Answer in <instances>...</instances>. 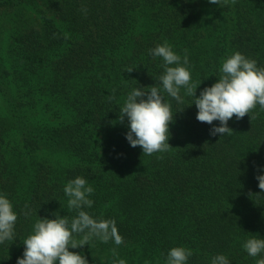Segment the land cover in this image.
Masks as SVG:
<instances>
[{
	"label": "trees",
	"instance_id": "1",
	"mask_svg": "<svg viewBox=\"0 0 264 264\" xmlns=\"http://www.w3.org/2000/svg\"><path fill=\"white\" fill-rule=\"evenodd\" d=\"M165 40L187 50L199 95L234 51L264 66V0H0V193L17 213L0 264L22 257L38 217L76 215L63 188L77 176L94 189L85 210L114 219L124 241L69 249L89 264H112L114 247L126 264H165L175 246L193 250L187 264L260 258L242 245L264 238V110L213 136L219 122H199L182 88L184 103L164 93L169 151L145 155L125 138L120 109L133 88L160 86L149 49Z\"/></svg>",
	"mask_w": 264,
	"mask_h": 264
},
{
	"label": "clouds",
	"instance_id": "2",
	"mask_svg": "<svg viewBox=\"0 0 264 264\" xmlns=\"http://www.w3.org/2000/svg\"><path fill=\"white\" fill-rule=\"evenodd\" d=\"M235 2L231 0V3ZM209 3L223 7L229 0H209ZM184 52L183 57L178 55L167 40L149 49L150 55L163 61V72L158 77L160 86L133 88L120 109L119 122L123 123L127 118L126 140L132 147L139 146L145 155L167 152L173 147L168 139L174 113L164 93L178 103H184L180 95L183 88L187 96L193 97L191 104H195L196 119L199 122L209 125L214 121L219 122L218 126L214 125L209 130L213 136H230L233 129L228 126V121L233 117L240 120L247 115L251 120L255 119L252 113L257 106L264 110V66H258L255 59L239 51L232 52L222 60L216 82L205 86L196 95L200 81L192 82L187 50ZM133 68H127L126 72H131ZM255 178L259 189L264 192V174H258ZM63 191L68 197V210H74L76 215L69 218L68 215L61 216L56 212L52 219L38 217L31 233L23 240V255L17 257L16 264H89L81 252L69 249L89 246L94 240L102 243L111 240L116 246L123 244V237L114 219L94 218L85 210L94 203L89 199L94 189L84 177L77 176L68 180ZM16 221L17 213L11 201L0 193V243L13 240ZM242 247L250 257H260L255 264H264V238L250 237ZM111 253L112 264H126L119 257L117 248H112ZM192 255L193 250L190 248L171 247L166 254L165 264H187ZM211 264L230 262L225 255L217 254L212 257Z\"/></svg>",
	"mask_w": 264,
	"mask_h": 264
}]
</instances>
